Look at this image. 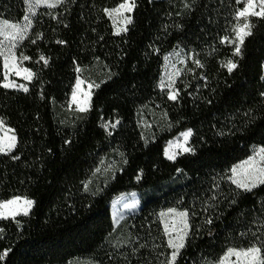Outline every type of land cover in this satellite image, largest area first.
<instances>
[{
  "label": "trees",
  "instance_id": "obj_1",
  "mask_svg": "<svg viewBox=\"0 0 264 264\" xmlns=\"http://www.w3.org/2000/svg\"><path fill=\"white\" fill-rule=\"evenodd\" d=\"M122 2L39 8L16 51L34 74L18 80L27 92L2 86L0 60V120L17 137L0 155V202L34 201L29 215L0 219V264H171L161 216L171 209L189 224L174 264H218L253 246L264 256V184L232 183L234 167L264 149V18L248 19L252 35L234 56L246 0H135L117 35L105 9ZM25 15V0H0V20ZM174 51L186 64L171 100L161 79ZM92 67L102 78L80 112L70 98ZM189 130L192 151L167 159V143ZM133 192L140 210L115 227L113 201Z\"/></svg>",
  "mask_w": 264,
  "mask_h": 264
},
{
  "label": "snow or ice",
  "instance_id": "obj_2",
  "mask_svg": "<svg viewBox=\"0 0 264 264\" xmlns=\"http://www.w3.org/2000/svg\"><path fill=\"white\" fill-rule=\"evenodd\" d=\"M25 2L29 5V11H32V8L35 5H46L49 8H55L59 4L65 3V0H25ZM257 3L259 4V11H256V6ZM135 7V0H123L122 3H120L116 8H113L111 10L105 9V12L111 16L113 13L121 16L124 20L125 25L131 24L132 20L129 16H126L125 13H130ZM34 14V13H33ZM250 16H256V17H262L264 18V0H246V5L243 9L238 10L236 19L237 21L239 20L240 17H243L245 19V23L240 24L237 23V25L234 27V32H235V39L231 41L233 44H235V49L233 52L234 56H242V46L245 43V39L248 36L252 35V25L248 21V17ZM25 21L28 23L24 24L23 26L19 24H9L8 21H0V35H5L3 26H8L16 30L17 33H25L28 28L31 27V20L28 15H25L23 17ZM121 31H127V27L124 28H117L116 29V34L119 35ZM7 38V37H6ZM227 37H225L222 40L223 42L227 41ZM238 41V43H237ZM35 43V41H33ZM57 43H63V41H57ZM0 56H4L3 52H0ZM23 59L27 60L29 59L28 57H23ZM41 60L44 61L45 64L48 63L47 59L45 57L41 56ZM195 63L203 67V65L200 64L199 60H196ZM227 67V70L229 73H231L235 68H237V63H234L232 60H229L227 64L225 65ZM4 67L5 69H8L9 71H13L15 75L19 76L21 74V70L18 68L17 63H16V57L14 54H11L9 56H4ZM25 75V79H31L32 76L34 75L29 69L24 68L22 69ZM79 71V69H77ZM5 80L6 82L2 85L4 88H9V87H15L16 85L13 82H8L7 81V74L5 75ZM81 84H83L82 80H77L76 83V88L80 89ZM163 87V85H161ZM20 88L23 89V91L27 92L28 88L25 87L24 85H19ZM96 87H99V85H96ZM88 88H92V84L88 85ZM85 99H83L82 102L78 103V110L80 112H87L89 107H90V100H91V93L90 92H85L84 93ZM176 94H170L169 99H175ZM72 100L73 102L77 101V93L74 91L72 95ZM119 123V121H117ZM107 128L108 126L105 125ZM112 127H115V125H112ZM4 128V121L0 120V129ZM13 131L12 129H7V131L4 132V135L0 136V153H5L8 152L10 153L15 147H16V137L13 135L9 137L7 135L8 132ZM185 138V141L188 140V138L192 135L191 130L188 132H185L182 134ZM184 151H192L191 148H184ZM261 152L264 153V149H261ZM168 159L174 160L175 155L174 154H169L166 153ZM18 159L19 157H14ZM126 163V161H125ZM245 165L248 166L249 169H252L254 174H258V180L260 184H264V156L261 157V160L259 162L256 161L255 157L251 158L249 161H245ZM233 174L234 177L232 178V183L237 186V188L244 189L245 191H251L252 188L256 187L255 183L249 184L248 179H251V177H248V179H237L235 178L236 174V169H233ZM22 203L24 206L22 209L13 207L15 205H18ZM34 204V201L31 200H24L21 202L20 198H14L12 200L0 202V219H7L11 217L12 219H15L16 216L21 214V210L24 216H27L30 212V209L32 205ZM134 205H125V207H133ZM172 213H175V209L169 210ZM180 217H186L187 213L186 212H179L176 213ZM167 213H161V216H165ZM208 223H211V220L207 221ZM182 227L179 229L180 232H184V235H187V229L189 228V225L186 220L182 221ZM3 229H0V232H2ZM164 231L168 233L169 235L173 231H177V226L175 224L172 225L171 228H169V225L167 223L164 224ZM177 239L180 240L179 244H175L173 240L170 238L168 241V244L170 247H172L174 250L171 253V261L172 264H174L177 255L179 254V250L184 247V236H177ZM3 255H7V252H5ZM235 256L237 257V262L236 264H239L241 260H243V264H264V256L261 255V248L260 247H249L247 249H229L223 258L224 260H227L229 257ZM0 259H3V256H0ZM220 264H223V261L220 262Z\"/></svg>",
  "mask_w": 264,
  "mask_h": 264
},
{
  "label": "rangeland",
  "instance_id": "obj_3",
  "mask_svg": "<svg viewBox=\"0 0 264 264\" xmlns=\"http://www.w3.org/2000/svg\"><path fill=\"white\" fill-rule=\"evenodd\" d=\"M42 7H47V6L46 5H35L32 8V11H29V5L27 4V15L29 16L32 23H31V27L28 28L27 31L23 34L17 33L16 30L11 28V27L3 26V30H4L5 35H0V52H3L4 56H9L10 53L14 54L16 57L17 66L21 70V74L19 76H17V75H15V73L13 71H9L8 69H5V67H4L5 75L7 74V81L13 82L16 85L15 87H9V89H16V90H22L23 91V89L20 88L19 85L25 86V84L20 83L18 80H22V81H26V82H29L32 80V78L30 80L24 78L26 73H24L22 71V69H24L25 67L22 66L21 63L19 62L16 51H17L18 47L21 45V43L24 41V39L26 38L27 34L30 32V30L32 28V24H33V19L36 16L39 8H42ZM255 10L256 11L260 10L258 3H257ZM133 11H134V9L130 13H125L126 16H129L131 18V20H132ZM250 17H252V16H250ZM250 17H248V19ZM109 18L112 22L115 34H116L117 28H121V29L124 27L128 28V26L130 25V24L125 25L123 18L121 16L115 14V13H113L111 16H109ZM239 20H240V24L245 23V19L243 17H240ZM0 21H3V20H0ZM26 23H28V22L25 20H23L21 23L9 22V24H19L21 26H23ZM123 33H125V31L120 32V34H123ZM4 56H0V60L3 61V65H4ZM185 64H186V56L180 51H174V52L170 53L165 59V65H164V69H163L161 85H163L162 88L164 90H166L169 95L173 94V93L176 94V98L171 99V100L177 99L176 83H177V80L182 73V70L184 69ZM101 78H102L101 70L97 69L96 67H92L89 70H87L86 72H82L81 75L78 77V80H82L83 84H81L80 89H77L75 86L74 91L77 93V101L73 102L72 96H71L70 107L79 111L78 110V103L82 102L83 99H85V97H84L85 92L91 93V100H92L93 92L97 88L96 85L99 84V80ZM5 82H6V80H5ZM89 84H92L91 89L88 88ZM25 87H27V86H25ZM72 95H73V93H72ZM91 100H90V105H91ZM7 129H10V128L4 124V128L0 129V136L4 135V132L7 131ZM185 132H188V131H185ZM185 132H183V133H185ZM182 134H180L178 137L172 139L171 141H169L167 143L166 148H165V156L167 159H168V157H167L166 153L174 154L175 159H176L179 155L189 152V151H184V148L185 147L191 148L190 147V141H191L192 135L188 138L187 141H185V138ZM7 135L9 137H11L13 135L16 137L14 131L8 132ZM16 144H17V137H16ZM261 149L262 148H260V147L253 149L251 155L246 160L242 161L241 163H239L237 166L234 167V169H236L235 178H237V179H248V177H251V179H248L249 184L255 183L256 187L261 185L259 183V180H258V174H254L253 170L249 169L248 166L245 165V161H249L253 157H255L256 161L259 162L261 160V157L264 156V153L261 152ZM6 153H8V152L0 153V155L6 154ZM107 167L108 166H104L100 170V172H99L100 177H103L106 173H108ZM233 177H234V174L232 171V178ZM256 187H254V188H256ZM20 200L22 202V201L28 200V199L20 198ZM33 205L30 209V212L33 208ZM125 205H134V206L129 208V207H125ZM23 206L24 205L22 203H20L18 205L13 206V207H17V208L22 209ZM140 208H141V204H140V199H139L138 193H135V192L129 193V194L125 193V194H122L121 196H119L118 198H116L112 203V215H113L114 226L118 227L127 217L137 213L140 210ZM30 212H29V214H30ZM179 212H181V211H176L175 213H172L170 211H166L165 213H167V215L162 216V221H163V224L167 223L169 225V228H171L173 224H175L177 226V231L171 232L170 235L168 233H166L167 237H168V241L171 238L175 244H179L180 240L177 239V236L180 235V236H184L183 243L185 244L189 228L186 230L187 231L186 236L184 235V232H180L179 229L183 226L182 221L186 220L188 223V217L187 216L186 217L178 216L176 213H179ZM19 216H24L22 213V210H21V214L16 216V217H19ZM10 218L11 217H9L7 219H10ZM170 248L173 252L174 249L172 247H170ZM181 250H182V248L179 250V253ZM178 255H177L176 259L178 258ZM223 258L221 260V261H223V264H236V262H237V257H235V256H231L227 260H224ZM220 262L218 264H220ZM171 264H172V261H171ZM239 264H243V260H241L239 262Z\"/></svg>",
  "mask_w": 264,
  "mask_h": 264
}]
</instances>
